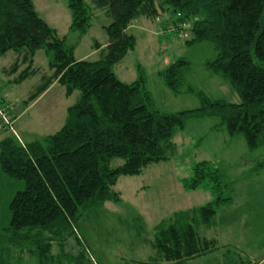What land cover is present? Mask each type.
Returning a JSON list of instances; mask_svg holds the SVG:
<instances>
[{
	"label": "trees",
	"instance_id": "obj_1",
	"mask_svg": "<svg viewBox=\"0 0 264 264\" xmlns=\"http://www.w3.org/2000/svg\"><path fill=\"white\" fill-rule=\"evenodd\" d=\"M67 3L70 30L83 37L92 27L91 9L84 0ZM91 4L110 20L103 27L108 42L105 47L97 44L101 58L96 62L76 60L75 49L40 17L33 0H0V59L9 52L20 56L9 69L17 75L14 83L22 84L33 75L38 51L52 55V76L44 78L26 104L54 81L68 97L80 92L55 134L25 145L14 135L0 142V169L11 181L24 183L10 203L9 226L0 229V264H11V255L22 250L33 254L37 264L61 263L63 256L75 264H90L77 237L82 217L106 202L120 201L114 191L120 177L140 176L150 165L166 161V153L175 148L176 132L191 120L217 118L231 137L242 135L251 151L264 149V0H91ZM149 13L157 19L163 15V27L179 38L188 31L187 45L213 44L217 57L206 67L228 81L239 103L212 100L188 86L184 74L189 63L183 59L162 76L174 95L183 90L194 95L200 102L196 109L156 110L141 66L135 82L123 83L114 66L137 46L127 31ZM22 65L27 66L19 72ZM0 103L3 106L1 99ZM115 158L124 163L113 169ZM262 169L264 158L256 168ZM202 186L210 188L214 200L161 222L153 243L159 262L138 264H186L220 249L216 238L201 239L198 233L200 226L215 227L218 209L232 202L224 197L226 186L212 162L197 164L193 178L184 182L188 191ZM69 239L76 240L81 253L58 258L51 254L54 244L63 248Z\"/></svg>",
	"mask_w": 264,
	"mask_h": 264
},
{
	"label": "rangeland",
	"instance_id": "obj_2",
	"mask_svg": "<svg viewBox=\"0 0 264 264\" xmlns=\"http://www.w3.org/2000/svg\"><path fill=\"white\" fill-rule=\"evenodd\" d=\"M90 7L92 27L83 37L70 30L72 13L67 0H33L35 9L65 40L68 48H74L76 60L96 62L101 58L97 44L106 46L108 37L103 29L110 20L104 11L92 7L91 0H84ZM157 8V7H156ZM158 14V12H156ZM163 15L157 19L152 13L133 21L128 34L137 40L136 49L114 66L116 76L126 84L139 77L138 66L146 76V86L153 106L161 113H178L196 109L199 100L186 90L176 96L166 86L162 74L176 61L189 63L185 70V83L197 92H203L212 100L234 103L239 98L228 81L206 67L217 57L213 44L205 42L187 45L189 38L171 34L164 25ZM52 55L45 50L36 54L33 75L22 84L12 80L17 75L9 73L17 53L9 52L0 59V98L11 117L16 118L25 111L12 129H5L0 120V142L14 135L22 143L41 141L47 130L41 129L39 114L47 112L49 102H56L53 90L43 100L44 91L33 102L42 98L33 109L27 100L48 78L52 71L49 61ZM15 64V63H14ZM63 87V86H62ZM64 88V87H63ZM65 89V88H64ZM66 95V90H65ZM60 96V93H59ZM80 97L75 91L62 102L65 108L74 105ZM60 102H61V98ZM62 105L59 108H64ZM60 109H52L60 114ZM42 111V112H41ZM13 118V119H14ZM54 125L57 126L55 120ZM173 143L175 148L166 153L168 158L159 164L147 167L140 176L120 177L114 191L120 195L118 202H106L101 208L88 211L77 225V237L83 244L90 264H138L159 262L160 255L153 247L155 228L169 220L175 213L198 209L214 200L210 188L202 186L188 191L184 182L191 180L197 164L212 162L220 172L225 187L224 197L231 203L218 209L217 226H200L201 239L216 238L220 249L186 264H264V169L257 171L258 163L264 158V149L251 151L242 135L231 137L217 118L191 120L183 131H177ZM124 161L112 160L110 167H120ZM24 189L23 182L11 181L0 169V229L9 226L10 203L15 194ZM82 247L75 239H69L62 248L52 246L55 257L68 254L77 256ZM61 254V255H60ZM11 264H37L34 255L27 250L11 255ZM61 263L75 264L61 257ZM73 259V258H71ZM58 260V259H57Z\"/></svg>",
	"mask_w": 264,
	"mask_h": 264
},
{
	"label": "crops",
	"instance_id": "obj_3",
	"mask_svg": "<svg viewBox=\"0 0 264 264\" xmlns=\"http://www.w3.org/2000/svg\"><path fill=\"white\" fill-rule=\"evenodd\" d=\"M105 47V46H104ZM40 51H42V50H40ZM40 51H38V52H40ZM37 52V53H38ZM46 52V51H45ZM46 54L47 55H49L50 56V54H48L47 52H46ZM36 57V56H35ZM20 59V56L17 54V57H16V59L14 60V63H16L18 60ZM34 61H35V58H34ZM50 61H51V57H50ZM50 61H49V64H50ZM14 63H13V65H14ZM26 66L27 65H22L21 67H20V69H19V72H21V71H23L25 68H26ZM33 69H38V68H36L35 67V65H33ZM18 72V73H19ZM52 74H53V72H52ZM52 74L50 75V76H52ZM49 76V77H50ZM17 77V76H16ZM15 77V78H16ZM15 78L12 80V82L14 83V80H15ZM55 91L56 93V98H55V100H56V102H54V100L52 101V102H49V104L48 105H50V107L47 109V110H45V111H47V112H42V113H40L39 114V117H40V119H38V121L39 122H41V129H46V128H48V129H50V128H52V127H54V130H52V132H49V131H51V130H47V134L44 136V138L45 137H47V136H50V135H53V134H55L56 132H58L62 127H63V125H64V123H65V120H66V117H67V110H68V108L69 107H71V106H67L66 108H65V106H63V104H62V102H63V100H64V98L66 97V95H65V89L57 82V81H54L52 84H51V86L48 88V90L46 91V93L43 95V100L45 99V98H47L48 99V95L50 94V93H52V91ZM59 93H60V96H59ZM42 98H39L36 102H34V103H32V104H30L29 106H28V108L31 110V109H33L34 107H35V105L37 104V103H40V101H42ZM59 98H61L62 100H61V102H60V99ZM70 98V97H69ZM2 101H3V103H5V101L2 99V98H0ZM233 99H236V100H234V103H238V101H237V98L236 97H233ZM60 105H62L64 108H62V110L59 108V106ZM52 109H56V112H57V110L58 109H60V114L59 115H57V114H54L53 112H52ZM26 111V110H25ZM25 111H23L22 113H20V115H18L16 118H14V124L19 120V118L21 117V115L25 112ZM54 120H55V122H56V124H57V126L56 125H54L55 123H54ZM38 141V140H37ZM34 142V141H33ZM20 143L22 144V145H25V144H27V143H22L21 141H20ZM31 143V142H30ZM220 210V209H219ZM218 215V214H217ZM163 222V221H162ZM217 222V221H216ZM217 224L218 223H216V226H217ZM215 226V227H216ZM219 226V225H218ZM218 226H217V228H218ZM214 228V227H213Z\"/></svg>",
	"mask_w": 264,
	"mask_h": 264
},
{
	"label": "built area",
	"instance_id": "obj_4",
	"mask_svg": "<svg viewBox=\"0 0 264 264\" xmlns=\"http://www.w3.org/2000/svg\"><path fill=\"white\" fill-rule=\"evenodd\" d=\"M183 28L185 29H189V25H182ZM170 28H167V30H169ZM170 31V30H169ZM190 35L188 33V31L185 32V34L183 33V36H181L180 38H189ZM0 120L2 122V124L4 126H9L11 127L12 125V120H11V117H10V114L9 112L7 111V109L2 106V104L0 103Z\"/></svg>",
	"mask_w": 264,
	"mask_h": 264
}]
</instances>
